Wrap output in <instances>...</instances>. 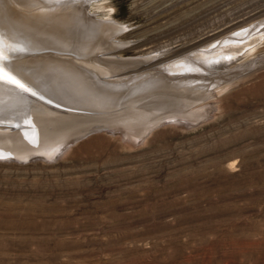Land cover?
<instances>
[{"label": "rangeland", "instance_id": "1", "mask_svg": "<svg viewBox=\"0 0 264 264\" xmlns=\"http://www.w3.org/2000/svg\"><path fill=\"white\" fill-rule=\"evenodd\" d=\"M50 6L110 25L99 57L139 64L106 85L191 80L172 105L197 103L147 130L114 123L50 154L0 156V264H264V0ZM239 37L261 38L221 68L196 59Z\"/></svg>", "mask_w": 264, "mask_h": 264}, {"label": "bare ground", "instance_id": "2", "mask_svg": "<svg viewBox=\"0 0 264 264\" xmlns=\"http://www.w3.org/2000/svg\"><path fill=\"white\" fill-rule=\"evenodd\" d=\"M57 2L4 0L1 4L0 0V25L8 35H14L26 45V51L17 54L14 61L21 69L20 76L29 83L39 82L34 88L37 95L24 94V103L5 97L6 111L0 122L15 124L16 128L0 125V132H8L0 133V156L24 159L50 154L66 140L83 138L101 126L114 123L146 126L147 130L149 123L171 117L172 112L166 110L181 108L178 115L184 118V110L197 103L191 96V100L186 98L188 102L176 105L179 98L194 89L191 80L187 81L190 84H179L180 87L186 85L179 91H176L178 86L174 87L160 76L133 83V86L106 85L100 77L134 69L139 64L101 59L99 54L109 48L107 30L110 25L99 26L86 21L80 15L81 7L77 6L72 13L59 15V10L50 6ZM260 38L232 39L217 46L216 51L199 53L196 59L204 68L212 62H216L215 68H221L217 67L222 63H217L218 60L241 59V56L237 58L238 53L255 49ZM182 65L179 71L201 72L200 67L190 62ZM173 102L176 104L172 105Z\"/></svg>", "mask_w": 264, "mask_h": 264}, {"label": "snow or ice", "instance_id": "3", "mask_svg": "<svg viewBox=\"0 0 264 264\" xmlns=\"http://www.w3.org/2000/svg\"><path fill=\"white\" fill-rule=\"evenodd\" d=\"M25 51V43L14 35H8L0 25V117L5 115V97H10L19 104L25 102L24 94L37 95L34 88L39 82L25 81L20 76L21 69L14 62L16 55Z\"/></svg>", "mask_w": 264, "mask_h": 264}, {"label": "water", "instance_id": "4", "mask_svg": "<svg viewBox=\"0 0 264 264\" xmlns=\"http://www.w3.org/2000/svg\"><path fill=\"white\" fill-rule=\"evenodd\" d=\"M1 123H3V122H0V125H4V126H6V125H10L12 128H16V125L15 124H1Z\"/></svg>", "mask_w": 264, "mask_h": 264}]
</instances>
